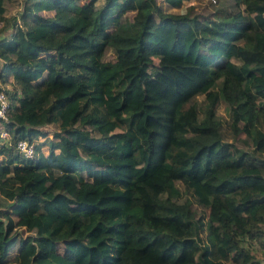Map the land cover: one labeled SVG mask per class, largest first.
I'll return each mask as SVG.
<instances>
[{"label": "trees", "instance_id": "1", "mask_svg": "<svg viewBox=\"0 0 264 264\" xmlns=\"http://www.w3.org/2000/svg\"><path fill=\"white\" fill-rule=\"evenodd\" d=\"M81 1L28 0L0 39V83L12 77L21 93L9 92L12 144L0 148V194L11 200L0 207V264L17 242L18 264H253L244 241L264 250V74L214 62L264 33V0H235L244 9L214 19L158 0ZM199 95L210 102L203 118ZM222 101L251 150L223 137ZM46 123L60 125L49 153L37 144V157L21 155L17 141ZM174 168L209 210L206 241L192 201L175 200Z\"/></svg>", "mask_w": 264, "mask_h": 264}, {"label": "rangeland", "instance_id": "2", "mask_svg": "<svg viewBox=\"0 0 264 264\" xmlns=\"http://www.w3.org/2000/svg\"><path fill=\"white\" fill-rule=\"evenodd\" d=\"M28 0H5L6 11L5 14H0V39L2 37H10L14 32L17 24L22 23V13L27 8ZM81 3L87 4L88 7L93 6L95 8H100L105 4V0H97L94 4H89L86 0H82ZM158 3L162 6L165 12H176L182 13L186 12L190 6L193 7V14L199 15L201 18H216L221 15L235 13L239 10L244 9L242 4L236 3L235 0H184L179 6H173L169 4L166 0H158ZM55 13V12H54ZM135 11L128 12V15L132 17ZM44 16L53 15L51 12H45L42 14ZM115 53L112 49H109L106 53V58L113 59ZM232 60L239 65H244L248 69L252 70L257 74H264V33L251 32L247 37L238 40L234 44L231 57H223L217 62H214L216 66H222L227 60ZM3 60L0 58V64ZM159 71V59L154 57V63L150 68L151 74L154 76ZM4 84L9 88L10 93L21 94L20 86L14 81L12 77L2 78ZM196 102L199 107L201 118L205 117V112L209 108V100H207L206 95H199L196 98ZM214 118L221 121V129L223 137L226 141L233 142L235 145L239 146L242 150H251L252 142L246 137L242 132H236L232 125V119L229 113V107L225 101H222L217 110ZM94 134L96 131L88 126ZM42 133L37 138L38 144L41 145V150L48 154L50 147L49 143L51 140H57L54 137V133L60 130L59 123H46L41 126ZM47 144V145H46ZM46 145V146H45ZM3 145L0 146V148ZM44 146V147H43ZM56 153L57 152L56 150ZM5 154H0V159H2ZM171 174L175 178V181L182 191V194L175 198L177 202L183 203L186 200L192 201V207L195 210V215L197 218H203L205 221V226L201 232V237L204 241L210 236L208 229V214L209 210L202 208L196 202L192 193L186 189L182 181L180 180V173L177 169H171ZM10 199L0 194V207L5 210L11 204ZM16 231L19 235H27L29 233L23 227H17ZM244 245L248 248L255 256L253 264H261L262 257L264 256V250L255 241H244ZM19 250V243L14 244L8 252L5 264H18L15 261V255ZM59 253H65L64 243H60ZM226 264H228L226 262Z\"/></svg>", "mask_w": 264, "mask_h": 264}, {"label": "built area", "instance_id": "3", "mask_svg": "<svg viewBox=\"0 0 264 264\" xmlns=\"http://www.w3.org/2000/svg\"><path fill=\"white\" fill-rule=\"evenodd\" d=\"M10 90L5 85L0 83V146H11V134L6 128V122L11 120L10 112L12 109V100L10 98ZM38 140L30 141L26 138H21L17 141L16 150L26 158H35L39 154L37 149ZM261 264H264V256Z\"/></svg>", "mask_w": 264, "mask_h": 264}, {"label": "crops", "instance_id": "4", "mask_svg": "<svg viewBox=\"0 0 264 264\" xmlns=\"http://www.w3.org/2000/svg\"><path fill=\"white\" fill-rule=\"evenodd\" d=\"M45 12H51V14L54 15V12H55V11H54V10H43V11L41 12V14H44ZM50 16H52V15H50ZM46 145H47V144H46ZM46 145H45V146H46ZM43 147H44V146H43ZM49 147H50V146H49ZM57 152H60V150L57 149ZM9 201L11 202V200H9Z\"/></svg>", "mask_w": 264, "mask_h": 264}]
</instances>
